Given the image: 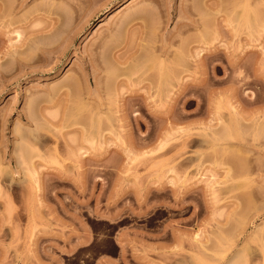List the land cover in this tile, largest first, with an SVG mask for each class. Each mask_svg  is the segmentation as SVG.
Instances as JSON below:
<instances>
[{
  "label": "rangeland",
  "instance_id": "obj_1",
  "mask_svg": "<svg viewBox=\"0 0 264 264\" xmlns=\"http://www.w3.org/2000/svg\"><path fill=\"white\" fill-rule=\"evenodd\" d=\"M0 264H264V0H0Z\"/></svg>",
  "mask_w": 264,
  "mask_h": 264
},
{
  "label": "bare ground",
  "instance_id": "obj_2",
  "mask_svg": "<svg viewBox=\"0 0 264 264\" xmlns=\"http://www.w3.org/2000/svg\"><path fill=\"white\" fill-rule=\"evenodd\" d=\"M245 12H246V8H245V9L243 10V12L241 13V15H242V16L240 15L241 18L239 17V18H240L239 20H241L243 23H245V24H247V25H251L252 22H255V20H257V19H256L257 17H256L255 15L253 16V14H256V13H253L251 16H249V15H247V14H243V13H245ZM255 12H256V11H255ZM181 56H182V55L177 56V57H176L177 60H175L174 63L177 61V64H178V62H179V58H181ZM181 60H183V58L180 59V62H182ZM180 62H179V63H180ZM174 63H173V64H174ZM175 64H176V63H175ZM177 64H176V65H177ZM185 90H186V87H185V86H183V85H179V86L177 87L178 95H180V94H181L182 92H184ZM231 121H232V120H230V122L228 123V125L232 127V126H233V125H232V124H233V121H232V122H231ZM254 127H256V126H254ZM232 128H233V127H232ZM232 128H231V129L229 128V129L231 130V132H233V129H232ZM254 129H255V128H254ZM227 130H228V129H227ZM227 132H230V131L228 130ZM228 135H230V133H229Z\"/></svg>",
  "mask_w": 264,
  "mask_h": 264
}]
</instances>
